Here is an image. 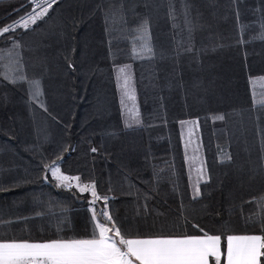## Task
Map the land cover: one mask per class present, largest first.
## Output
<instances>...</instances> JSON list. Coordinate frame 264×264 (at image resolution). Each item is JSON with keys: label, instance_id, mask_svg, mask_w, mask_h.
<instances>
[{"label": "trees", "instance_id": "obj_1", "mask_svg": "<svg viewBox=\"0 0 264 264\" xmlns=\"http://www.w3.org/2000/svg\"><path fill=\"white\" fill-rule=\"evenodd\" d=\"M98 2L60 0L47 23L23 35L24 72L41 79L47 111L29 100L27 84L3 80L12 72L11 45L0 38V231L34 240L87 235L90 193L42 178L41 161L65 148L61 170L96 181L112 198L109 210L141 230L179 224L202 234L199 225L212 234L227 222L242 229L258 211L245 201L264 193V133L257 131L264 128V0H123L130 26L150 20L156 54L137 60L129 59L131 37L114 33L110 49L102 14L92 15ZM22 3L0 0V22L23 15ZM186 3L196 26L191 39L179 15ZM123 64L133 73L141 121L135 127L124 126L120 111L113 70ZM219 114L224 121L213 120ZM184 120L198 121L208 176L195 200L179 130Z\"/></svg>", "mask_w": 264, "mask_h": 264}, {"label": "snow or ice", "instance_id": "obj_2", "mask_svg": "<svg viewBox=\"0 0 264 264\" xmlns=\"http://www.w3.org/2000/svg\"><path fill=\"white\" fill-rule=\"evenodd\" d=\"M59 2L60 0H25L21 8L28 10L23 15L7 24L0 22L2 25L0 38L5 40V47L11 45L7 58L12 62V72L10 75L4 74L3 80L13 85L27 84L29 100L38 102L44 111H47V107L40 99L43 96L41 79L29 78L25 74L21 40L23 35L36 31L41 22L47 23V19H51L50 10H53V6ZM232 2L236 3L237 0ZM14 11L19 12L20 9ZM96 12H100L103 16L110 49L114 33H119L125 40L131 37L129 59H152L155 56L150 20L147 17L139 18L135 25L130 26L123 0H99L92 15ZM235 14L239 21V12L236 11ZM167 15L176 26L175 21L179 16L173 3H169ZM179 15L183 17L184 29L191 39L196 26L187 3ZM73 23L75 24V21ZM260 27V38L264 39V20L261 21ZM17 29L23 30L19 38ZM238 43H243V40ZM185 51H192V49L186 47ZM2 57L3 53H0V58ZM68 68L74 70L71 62L68 63ZM121 80L122 83H120ZM117 81L122 92L121 107L126 115L125 126L131 127L133 124L140 123L139 111L135 107L136 97L132 86L131 64L118 67ZM249 83L252 84L254 81L250 79ZM252 100L255 107V93ZM127 101L132 102L131 107ZM260 107L264 109V101L260 103ZM225 118V115L219 114L215 115L213 120L224 121ZM181 124H191L197 129L199 126L198 121H181ZM257 131L264 133V128L258 126ZM193 137L194 132L192 128H189L185 147L195 144L194 152L197 153L191 158L196 164L194 181L190 177L192 199L195 200L200 196V183L206 182L208 176L206 166L198 155L199 143ZM90 150L93 153L98 151L95 147ZM65 151L68 149L65 148L55 154V159L41 161L42 178L45 181H54V186L57 188L75 187L80 193H90V231L81 237L58 236L46 240H34L9 234L6 230L0 231V264H264V193L253 197L251 201H245V203L255 204L258 211L245 217L244 226L239 230L231 222L212 230V234L199 225L194 227L199 228L202 234L190 233L186 227L179 224H173L170 227L162 226L158 230L153 225L147 230H141L139 226L132 225L109 210V201L112 198L97 190L96 181L84 183L81 176L68 175L61 170ZM226 159L231 160V156L228 155ZM259 160L262 162L260 169L264 173V136L261 138ZM2 190L0 188V191ZM111 190L109 187L108 191ZM98 202L103 205L99 209L96 207ZM179 211L183 216V204ZM187 223L185 218V225Z\"/></svg>", "mask_w": 264, "mask_h": 264}, {"label": "rangeland", "instance_id": "obj_3", "mask_svg": "<svg viewBox=\"0 0 264 264\" xmlns=\"http://www.w3.org/2000/svg\"><path fill=\"white\" fill-rule=\"evenodd\" d=\"M125 65V64H123ZM123 65H117L114 67V78H115V84H116V90H117V94H118V99H119V104H120V111H121V116H122V120H123V124L125 126V119H126V115L124 113V110L122 109L121 107V98H122V92H121V89L119 88L118 86V81H117V76H118V67L120 66H123ZM131 76H132V86L134 87V90H135V85H134V79H133V73H132V69H131ZM120 83H122V80L120 81ZM135 97H136V94H135ZM127 103L129 104V107L132 106V102L131 101H127ZM135 107L138 109V104H137V100L135 99ZM139 111V110H138ZM139 121H140V115H139ZM184 121H196V120H184ZM141 122V121H140ZM140 123L138 124H133L131 127H135V126H138ZM126 127V126H125ZM127 128V127H126ZM189 128H192L193 132H194V137L193 139L197 140L198 136H199V131L197 128L193 127L191 124H184L182 125L181 122L179 123V130H180V136L182 137V139L185 141V139L188 140V130ZM197 137V138H195ZM196 145L195 144H192V145H189V149L190 151H193V156L196 155V153L194 152V147ZM66 174V173H65ZM70 175V174H68ZM75 188V187H74ZM78 190V189H77ZM91 201V199H90Z\"/></svg>", "mask_w": 264, "mask_h": 264}, {"label": "crops", "instance_id": "obj_4", "mask_svg": "<svg viewBox=\"0 0 264 264\" xmlns=\"http://www.w3.org/2000/svg\"><path fill=\"white\" fill-rule=\"evenodd\" d=\"M195 138H197V137H195ZM181 141H182V146H183V150H184V157H185V162H186V169H187V174H188V181H189L190 192H191V195L193 197V190H192V187H191L190 177L194 181V179H195V167H196V164H194L192 162V160H191V158L193 157V151H190V149L188 148L189 146L187 148L185 147V144H186L187 139H185V141H184L182 139V137H181ZM197 141L199 143V153H198V155L200 156V158L202 159V161L204 163L203 153H202V146H201V142H200V137L199 136L197 138ZM196 163L198 164L199 162L197 161Z\"/></svg>", "mask_w": 264, "mask_h": 264}]
</instances>
